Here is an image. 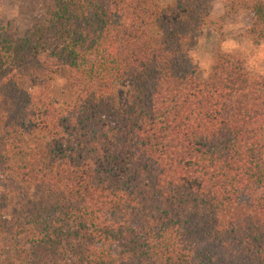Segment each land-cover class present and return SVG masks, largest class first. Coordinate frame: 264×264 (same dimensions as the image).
Masks as SVG:
<instances>
[{
    "label": "trees",
    "instance_id": "16d2710c",
    "mask_svg": "<svg viewBox=\"0 0 264 264\" xmlns=\"http://www.w3.org/2000/svg\"><path fill=\"white\" fill-rule=\"evenodd\" d=\"M32 1L0 23V264H264V75L202 76L211 1Z\"/></svg>",
    "mask_w": 264,
    "mask_h": 264
},
{
    "label": "rangeland",
    "instance_id": "374dc122",
    "mask_svg": "<svg viewBox=\"0 0 264 264\" xmlns=\"http://www.w3.org/2000/svg\"><path fill=\"white\" fill-rule=\"evenodd\" d=\"M172 1L162 0V3L169 4ZM210 1L211 22L197 34L191 35L187 43V52L202 76L209 75L219 53L240 57L249 70L264 75V42L255 44L249 34L254 18L248 10L247 0ZM39 11L40 6L36 1L0 0V23L24 34ZM130 92L129 82L117 85L116 99L119 106L126 105ZM3 187L0 183V190ZM14 205L13 210L16 209V201Z\"/></svg>",
    "mask_w": 264,
    "mask_h": 264
}]
</instances>
